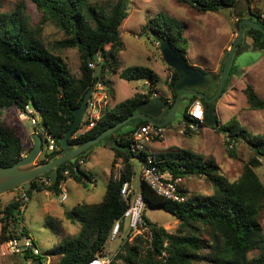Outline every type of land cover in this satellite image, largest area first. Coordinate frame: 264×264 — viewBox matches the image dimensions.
Instances as JSON below:
<instances>
[{
  "label": "trees",
  "instance_id": "trees-1",
  "mask_svg": "<svg viewBox=\"0 0 264 264\" xmlns=\"http://www.w3.org/2000/svg\"><path fill=\"white\" fill-rule=\"evenodd\" d=\"M31 1L40 14L35 24H31L22 1L10 11H0V166L14 164L31 148L24 145L21 127L9 116L11 107L25 112L28 105L40 116L42 134L45 132L54 138L56 150L49 154L43 150L40 164L61 150L59 140L73 120V109L80 105L92 83L105 85L106 70L118 73L126 81L148 79L150 84L147 90L153 92L159 80L158 74L147 66L121 67L119 53L123 41L119 28L128 16L129 0ZM176 2L190 5L197 12H217L223 8H234L237 0ZM247 18L264 26L261 13L251 11ZM240 20L238 17L237 27ZM47 25L62 34L61 38L48 46L42 33ZM244 29L251 38V47L264 49L263 33L249 25H244ZM141 30L140 33H144L147 39L156 42L168 40L175 51L186 57L187 39L175 18L159 12L149 18ZM69 48L78 51V76L70 72L67 63L56 53ZM101 55L102 69L95 76ZM226 55L227 51L218 71L213 73L214 82L209 96L217 88ZM169 68L172 75L168 87L174 102L177 95L174 83L178 73ZM236 72L231 65L220 96ZM242 91L249 108H264V99L259 97L250 83H246ZM196 99H200L204 106L201 127L209 125L206 114L208 104L202 98L192 96L188 105ZM145 100L146 92L136 91L112 107L106 106L92 127H84L82 122L72 132L69 142L85 143L134 113ZM187 107L183 112L184 120H189ZM147 123L143 119H132L116 130L115 137L110 134L73 160L62 163L58 166L57 179L53 184L50 183L49 173L32 180L30 188L24 190L27 196H31L32 192L61 193L62 183L69 178L84 185L91 183L93 175L82 168V163L89 157V150L102 142L113 152L111 168L120 159L119 178L109 176L106 194L100 203H78L65 212V219L72 224H81L77 236H62L61 219L47 215L46 224L55 233L57 242L38 255L25 250V258L39 259L40 264H44L41 255L43 258L52 255L58 258L57 264H87L91 259L105 255L112 226L121 218L133 197L132 193L128 201L122 200L120 187L124 181H132L133 158L143 163L148 155L144 151L132 150L134 131ZM212 128L224 132L228 145L244 141L250 148L252 155L244 163L239 177L228 180L219 172L214 160L203 159L188 150L151 153L158 168L171 172L173 176L204 175L211 184V192L187 197L185 189L181 188L184 200L175 202L158 196L141 182L142 217L149 227V234H135L131 239L125 237L110 264H264V232L261 225L264 183L255 171L264 160V132L254 133L237 120L224 125L218 122ZM34 130L37 131L36 128ZM229 153L235 156L233 148ZM65 171L67 174H64ZM21 205V199L15 196L3 207L0 206V243L27 236L25 227L19 222L22 218L19 214ZM151 207H161L171 213L178 220L177 227L168 231L149 220L145 210Z\"/></svg>",
  "mask_w": 264,
  "mask_h": 264
},
{
  "label": "rangeland",
  "instance_id": "rangeland-1",
  "mask_svg": "<svg viewBox=\"0 0 264 264\" xmlns=\"http://www.w3.org/2000/svg\"><path fill=\"white\" fill-rule=\"evenodd\" d=\"M19 1L24 3L31 24L38 22L40 14L31 0H0V11H10ZM247 4L250 6L251 11L256 13L261 12L264 8V0H237L234 8H223L217 12H197L190 5L179 4L176 0H129L128 16L119 28L123 41V48L119 53L122 69L134 65L147 66L153 69L159 76L155 95L160 98L168 95L171 98L172 93L167 85L172 70L164 62L159 51L158 42L147 39L144 33H140L147 20L159 12L175 18L183 30V36L187 39L188 56H186V59L188 64L196 68L201 67L199 69L204 71L205 68H212L216 65L219 55L224 56L225 51L228 52L231 44L236 39L238 31L236 18L244 19L241 15L244 10L246 13ZM42 33L47 46L62 36L56 28L50 25L45 26ZM231 33L233 37L229 40ZM227 41L231 44L224 51L222 48L225 47ZM246 44H248V36L244 31L239 47L243 48ZM56 53L60 54L67 63L70 72L78 76L79 55L77 49L58 50ZM232 65H235L238 70L235 76L236 82L233 85H228L226 91L218 97L215 103V114L218 122L224 125L237 120L252 132L263 133L264 108L255 110L249 108L242 90L246 83H250L254 89H257L255 90L257 94L264 99V49H256L252 52L245 49L240 55L235 56ZM160 67L168 72L166 82ZM104 78L105 85L102 86L108 96V107L131 97L133 92L139 90L140 87L142 91L146 92L149 87L148 84H150L148 79L126 81L120 78L118 73L114 74L108 70L104 72ZM232 80H230V83ZM186 105L187 103L181 99L172 120L167 124L168 129L165 137L151 140L147 143L150 148H147L146 145L144 152L148 153L152 148L158 151L188 150L193 154L200 155L203 159L214 160L219 167V172L228 180L237 179L242 172L244 163L252 155L250 148L244 141L228 145L224 132L217 131L210 125H204L197 132L179 133L178 130L182 128L180 124L183 122V112ZM25 115L15 107L9 109L10 118L21 127L24 145L32 147V133L37 132L39 134L40 132L43 138L40 116L34 113L38 123L32 125L30 119ZM232 148L235 150V156H231L229 153ZM42 152L33 164H39ZM88 155L89 157L82 164V168L92 173L94 179L91 183L84 185L69 178L62 183L61 193L32 192L27 201H24V211L20 214L22 218L19 219V222L25 227L27 236L33 240L40 253L45 252L57 242L55 233L46 224L45 216L51 215L61 219L62 236L76 237L81 229V224L69 222L65 219V212L78 203H100L106 194L109 176L114 175L116 171L115 167L111 168L113 152L102 142L100 145L91 148ZM132 164L135 174V179L132 180L135 195L140 193L141 189L139 181L141 164L138 158H133ZM255 171L264 183V160ZM183 186L187 197L204 195L210 193L212 189L211 184L205 179L204 175L186 178ZM62 192L66 194L64 201H61ZM21 193L22 188L20 187L3 193L0 197V206L3 207L15 196L20 197ZM145 215L149 220L162 225L168 231H173L178 225V220L161 207L147 208ZM121 223L126 224L127 231H124L125 227H123L119 236L107 243L105 255L117 250L125 237L131 239L134 236L129 234L127 219H121ZM261 225L264 232V211L261 215ZM41 257L44 264H47V261L48 264H57L58 258L56 256L48 255L43 258L44 256L41 255ZM0 264H32V259L25 258L23 251L13 254L5 253L2 243H0Z\"/></svg>",
  "mask_w": 264,
  "mask_h": 264
},
{
  "label": "water",
  "instance_id": "water-1",
  "mask_svg": "<svg viewBox=\"0 0 264 264\" xmlns=\"http://www.w3.org/2000/svg\"><path fill=\"white\" fill-rule=\"evenodd\" d=\"M244 25H249L261 31L264 35V26L259 22L248 18H244L239 21L236 39L231 44L227 52L221 75L218 80L217 88L213 95L209 96L208 94L209 88L214 82L213 74L211 72L203 71L202 69L189 65L187 59L181 56L177 51H175L168 40L160 39L158 41V47L164 62L169 67L175 69L178 73V76L174 83L177 95L174 102L169 108V112L163 120L159 121L157 120V117L160 116L163 111L168 108L167 102L164 99L156 96L155 92L147 90V100L141 102L136 107V111L134 113L116 122L112 126L102 131L100 134L91 138L83 144L70 143L68 140L69 137L71 136L72 132L80 126L83 120L88 100L90 99L91 94L94 90V86L96 84V82H94L86 91L80 105L77 108L73 109V120L59 140L61 150L57 154H55L51 159L47 160L44 163L33 164L34 160L42 152L43 144V138L36 132L31 134L33 145L25 155H23L18 161L10 166H0V195L9 190L19 187L23 190H28L31 186L32 180L36 177L43 176L45 173H49L50 183H55L59 165L66 161L73 160L77 155L83 153L84 151L98 143L100 140H102L104 137L110 134L115 137L116 130L132 119H143L155 125L168 124L172 120L178 108L180 100L183 96L186 95H193L202 98L208 104L206 110L208 124L210 126L218 125V119L215 114V103L220 96L225 84V80L228 77V71L235 49L237 45L242 41ZM102 64L103 55L100 56V62L98 63L94 72L95 76H98L101 72ZM33 263L40 264V260L35 259L33 260Z\"/></svg>",
  "mask_w": 264,
  "mask_h": 264
},
{
  "label": "built area",
  "instance_id": "built-area-1",
  "mask_svg": "<svg viewBox=\"0 0 264 264\" xmlns=\"http://www.w3.org/2000/svg\"><path fill=\"white\" fill-rule=\"evenodd\" d=\"M107 93L104 92V87L97 83L94 86V90L88 100L87 108L83 116L82 122L84 127H92L94 123L99 119L101 110L108 106ZM25 116L30 119L32 125L37 123L34 117V111L28 105L25 107ZM187 115L189 120H184L180 124L182 128L178 130L179 133L184 134L186 132H197L201 128V124L204 120V106L200 99L194 100L187 109ZM81 122V123H82ZM168 126L166 125H155L147 123L139 126L133 133V151H144L146 149V143L153 139H163L167 132ZM43 143L42 150L46 153H51L56 150L55 140L49 134L43 132ZM153 156L149 153L146 156V160L141 163L140 180L146 184L154 193L165 199L181 202L184 200V196L181 193V188H184L183 183L186 178L190 176H173L169 171H161L153 161ZM115 173L113 178H119L120 174V162L115 163ZM67 174V171L64 172ZM134 175V173H133ZM203 176V175H202ZM133 197L122 214L121 218L116 220L112 226L109 241L114 240L119 236L121 231V219H127V227L129 234H149V227L146 225L143 217V197L141 193L134 195V188L131 181H124L120 187V197L124 201H128L131 194ZM22 205L19 209V214L24 211V201H27L28 196L22 189V193L19 197ZM66 194L62 192L61 201H64ZM20 216V215H19ZM2 247L5 253H20L25 250H29L31 254L38 255L40 250L33 243V240L28 237L12 238L2 242ZM116 250L111 251L109 254L104 256H98L91 259L87 264H110L112 258L115 256ZM47 257V256H45ZM33 263V260H32ZM48 264V261H47Z\"/></svg>",
  "mask_w": 264,
  "mask_h": 264
},
{
  "label": "crops",
  "instance_id": "crops-1",
  "mask_svg": "<svg viewBox=\"0 0 264 264\" xmlns=\"http://www.w3.org/2000/svg\"><path fill=\"white\" fill-rule=\"evenodd\" d=\"M245 7H246V3H245ZM245 11V10H244ZM243 11V14L241 15L242 17H244V18H247L249 15H250V12H251V9H250V6L247 4V11H246V13ZM259 13H261V15L262 16H264V8H263V10L261 11V12H259ZM249 19V18H248ZM236 21H237V18H236ZM244 31H245V29L243 30V33H244ZM232 37H233V34L231 33L230 35H229V40L230 39H232ZM231 44V43H230ZM230 44L228 43V41H227V43L224 45L225 47H223L222 48V50H226V49H228L229 48V46H230ZM248 50V51H256V49H254V48H252L251 47V38L248 36V44H246V46L245 47H243V48H240L239 46H237L236 47V49H235V52H234V54H233V58H232V62H233V59L235 58V56L238 54V55H240L242 52H243V50ZM186 56H188V54H187V52H186ZM186 58V57H185ZM222 58H223V56L222 55H219V57H218V59H217V63H216V65L214 66V67H212V68H205L204 69V71H207V72H211L212 74L213 73H215V72H217L218 71V69H219V66H220V63H221V60H222ZM232 62H231V65H232ZM230 65V66H231ZM198 66V65H197ZM233 66V69L235 70V71H238L237 70V68H236V66L235 65H232ZM199 67V66H198ZM199 68H201V67H199ZM160 70L163 72V75H164V80H165V82H166V80H167V78H168V72L167 71H165V70H163V68L162 67H160ZM237 73V72H236ZM236 73L233 75V80H232V78H231V80H232V82L231 83H229V86L230 85H233L234 84V82H236V79H235V76H236ZM172 75V74H171ZM170 78L171 77H169V80L168 81H170ZM165 82H164V84H165ZM252 85V84H251ZM148 86H149V84H148ZM157 86V85H156ZM168 86V85H167ZM212 86V85H211ZM253 86V85H252ZM141 88V87H140ZM139 88V90H136V91H140V92H144V91H142V88L140 89ZM169 88V87H168ZM228 88V87H227ZM255 90H257V89H255ZM212 90H211V87L209 88V91H208V94L211 92ZM135 92V91H134ZM134 92H133V94H134ZM132 94V95H133ZM213 95V94H212ZM166 97H167V99H168V101H169V103L171 104L173 101H172V97L170 98L168 95H165ZM229 96V95H228ZM260 97V96H259ZM246 99V98H245ZM247 102V101H246ZM229 104H232L231 102H228ZM188 106V105H187ZM186 106V107H187ZM185 107V108H186ZM255 110V109H254ZM204 126V125H203ZM202 126V127H203ZM147 143H149V142H147ZM147 143H146V145H147ZM150 148V145L148 144L147 145V148ZM152 148V147H151ZM155 152H160V151H158V150H156V149H151V151H149L148 152V154L149 153H155ZM119 162H120V159L118 160ZM81 163H82V161H81ZM85 163V162H84ZM84 163H82V164H84ZM140 164H141V162H140ZM140 169H141V167H140ZM113 176V175H112ZM135 179V174L132 176V180H134ZM68 180V179H67ZM139 181H140V186H141V180H140V173H139ZM131 184H132V181H131ZM132 186H133V184H132ZM133 188H134V186H133ZM140 191H141V189H140ZM134 192H135V189H134ZM2 195V194H1ZM1 195H0V197H1ZM123 227H125L124 228V231L127 229L126 228V224L125 225H123L122 223H121V231H122V228ZM120 231V232H121ZM127 231V230H126ZM128 233V232H127ZM127 233H126V235H127Z\"/></svg>",
  "mask_w": 264,
  "mask_h": 264
},
{
  "label": "flooded vegetation",
  "instance_id": "flooded-vegetation-1",
  "mask_svg": "<svg viewBox=\"0 0 264 264\" xmlns=\"http://www.w3.org/2000/svg\"><path fill=\"white\" fill-rule=\"evenodd\" d=\"M192 96H193V95H186V96H183L182 99H183L184 102L187 103V105H188V104L191 102V98H192ZM162 99H164V100L167 102V104H168V108L165 109V110L163 111V113H162L160 116L157 117V120H159V119H163V117L165 118V116H163V115H164V114L167 115V113L169 112V108H170V103H169L167 97H166V96H162ZM187 105H186V106H187ZM159 121H160V120H159Z\"/></svg>",
  "mask_w": 264,
  "mask_h": 264
},
{
  "label": "clouds",
  "instance_id": "clouds-1",
  "mask_svg": "<svg viewBox=\"0 0 264 264\" xmlns=\"http://www.w3.org/2000/svg\"><path fill=\"white\" fill-rule=\"evenodd\" d=\"M146 91V90H145Z\"/></svg>",
  "mask_w": 264,
  "mask_h": 264
}]
</instances>
